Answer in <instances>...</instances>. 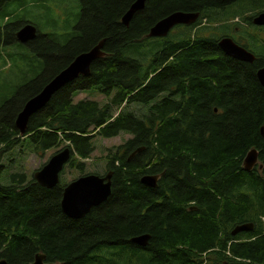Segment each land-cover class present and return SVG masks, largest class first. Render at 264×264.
<instances>
[{
  "label": "trees",
  "instance_id": "obj_1",
  "mask_svg": "<svg viewBox=\"0 0 264 264\" xmlns=\"http://www.w3.org/2000/svg\"><path fill=\"white\" fill-rule=\"evenodd\" d=\"M14 1L0 0V18ZM78 1L75 37L65 47L36 50L45 58L43 68L0 106V260L32 264L42 254L54 264H264V87L256 77L264 65L227 57L212 33L220 22L219 32L227 30L232 17L222 15L244 0H147L127 28L121 17L134 0ZM178 11L200 16L193 25L175 26L185 33L169 32L147 59L123 55L147 39L154 23ZM249 11H264V0L233 17ZM24 23L0 26L3 43L14 40ZM257 34L249 44L259 57L264 40ZM101 40L105 56L92 63L90 75L54 93L20 136L14 121L25 102ZM92 87L109 98L104 106L72 104L73 92ZM132 104L145 105L147 113L127 111ZM122 133L132 138L107 155L111 194L82 219L62 213L63 183L45 189L23 172L2 183L1 160L22 143L37 156L67 147V167L83 170L94 137ZM252 149L259 163L245 172L243 160ZM144 175L158 176L155 188L141 184ZM252 208L257 212L248 217ZM244 223L254 225L251 233L230 235ZM145 234V248L129 242Z\"/></svg>",
  "mask_w": 264,
  "mask_h": 264
},
{
  "label": "rangeland",
  "instance_id": "obj_2",
  "mask_svg": "<svg viewBox=\"0 0 264 264\" xmlns=\"http://www.w3.org/2000/svg\"><path fill=\"white\" fill-rule=\"evenodd\" d=\"M252 1L253 0H244L234 2L228 6L230 7V11L224 13L222 16L226 18L232 17L234 19L240 18L238 16H233L239 10L248 8V4ZM80 13L81 5L78 0H15L12 9L2 14L0 26L13 25L18 22H29L38 29L42 39L38 40L32 49L30 46L21 44L16 40L11 41L10 37L6 39L4 44L0 45V106L4 101L11 98L16 90L25 84V82L32 80L36 74L40 72L41 68H43V58L37 55V51L41 52L42 49L46 47L54 50L60 46L65 47V44H67L71 38L75 37L73 36L75 33L74 28L80 19ZM253 13V11L246 13L247 18L250 15L251 17L256 16L252 15ZM232 18L227 20H233ZM220 23H216L215 30L212 32L217 37L223 34V32H219L221 29ZM203 24H205V22H203ZM237 24L238 23H236V25ZM21 26L22 25H20V27ZM239 26H241V24ZM170 33V37L172 33L174 36H181L185 33V30L182 28L172 29ZM257 35L259 39L262 41L264 40V34L258 33ZM164 39L166 38H147L139 44H134L125 48L123 50V55L132 58H136V56H138V58L146 57L147 59V56L149 54L151 55L154 49H156L154 52L160 49ZM257 58L259 61L262 60L260 56ZM63 61H65V58ZM140 62L142 67L147 64V61ZM112 96L113 93L110 97ZM81 100L95 101L99 106H104L109 98L100 92L99 88L92 87L72 93V104H76ZM115 111L116 109L113 110V112ZM127 111L132 112L136 116H141L147 113L148 108L145 105L132 104L127 107ZM115 115H117V112ZM130 138H132V135L125 133L109 139L94 137L92 139L94 150L90 158L85 162L83 170L70 169L65 165L59 175L60 183L67 185L78 177L89 174L104 176L106 174L107 155L112 153L110 149L122 145ZM57 150L59 149H51L46 151L42 156H37L33 152L32 146L27 142L22 143L20 146H16L1 160L3 165L2 183L5 184L7 182V175L13 172H23L26 178L33 179V173L45 165L48 159L56 153ZM138 152H140V150ZM256 212L257 211L252 208L248 217H253ZM261 221H264V216L262 215Z\"/></svg>",
  "mask_w": 264,
  "mask_h": 264
},
{
  "label": "water",
  "instance_id": "obj_3",
  "mask_svg": "<svg viewBox=\"0 0 264 264\" xmlns=\"http://www.w3.org/2000/svg\"><path fill=\"white\" fill-rule=\"evenodd\" d=\"M147 0H134L127 11L121 17V24L128 27L133 16L142 11ZM199 13L173 12L152 25L147 34V38H165L175 26H190L197 22ZM252 24L258 27H264V11L258 13L252 18ZM16 40L21 44H26L36 37V29L34 26L27 24L19 29L15 34ZM105 40L99 41L90 50L77 55L71 63L56 74L34 97L29 99L22 107L21 111L15 117V127L20 136H23L27 129L30 117L41 110L49 102L54 93L63 88L67 84L75 81L78 77H87L90 75L91 65L94 61L105 56L104 52ZM218 48L224 55L242 63L252 64L255 57L246 49L238 46L228 37L221 38L218 41ZM256 77L262 87H264V67L260 68ZM264 139L263 128L260 130ZM131 154L133 157L135 153ZM71 153L69 148H63L59 152L52 155L47 163L38 171L33 173V180L45 189H53L59 184V175L64 166L69 162ZM258 152L256 149L250 150L243 160V170L251 171L258 165ZM261 168V165H259ZM111 178L112 172H107L103 177L89 174L81 176L76 180L68 183L62 192L60 208L62 213L73 220L84 218L91 209L105 202L111 194ZM158 176L144 175L140 182L142 185L155 188ZM252 223H244L237 225L231 231L232 236L241 233H250L253 231ZM149 236L140 235L133 237L129 242L139 248H145L148 244ZM45 256L37 254L32 264H54L45 263ZM0 264H7L4 259L0 260Z\"/></svg>",
  "mask_w": 264,
  "mask_h": 264
},
{
  "label": "flooded vegetation",
  "instance_id": "obj_4",
  "mask_svg": "<svg viewBox=\"0 0 264 264\" xmlns=\"http://www.w3.org/2000/svg\"><path fill=\"white\" fill-rule=\"evenodd\" d=\"M238 17H240V18H235L233 20H228L225 22V24L228 26L227 30L224 31L223 34L219 38H221V37L231 38L235 42V44L246 49V51L252 53L255 56L256 60H258L257 54L255 53V51L253 50V48L249 44V40H250V37L253 36L254 33L264 34V27L254 26L252 24V18L253 17H251V15L248 18H247V14H245V15L243 14L242 17L241 16H238ZM239 20H240V22H239ZM236 23H238V24L236 25ZM27 24H31V23L28 22V23L22 25L21 27H20V25L16 27V29L13 32L14 38H15V39L13 38L14 40H16V37H15L16 32ZM240 24H241L242 28H241V26H239ZM251 24H252V26H251ZM247 32H248V34H247ZM38 38L42 39L41 34H39V31L36 32V37L33 40H31L30 42H27L26 45L30 46L32 49L34 44H32V46H31V45H29V43H33V41L35 39H38ZM3 40H4V38L2 36L0 39V45L4 44ZM38 56H40V55H38ZM260 58H262L263 61H258V62L260 64L264 65V53L260 55ZM43 61H44V59H43Z\"/></svg>",
  "mask_w": 264,
  "mask_h": 264
}]
</instances>
